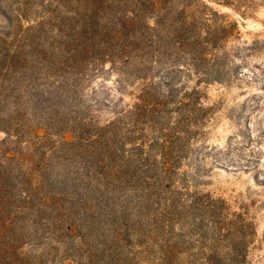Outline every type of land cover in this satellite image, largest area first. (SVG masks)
Instances as JSON below:
<instances>
[{
    "label": "trees",
    "instance_id": "16d2710c",
    "mask_svg": "<svg viewBox=\"0 0 264 264\" xmlns=\"http://www.w3.org/2000/svg\"><path fill=\"white\" fill-rule=\"evenodd\" d=\"M236 33L205 0H0V264H245L249 217L200 189ZM237 145L210 165L255 169Z\"/></svg>",
    "mask_w": 264,
    "mask_h": 264
},
{
    "label": "rangeland",
    "instance_id": "374dc122",
    "mask_svg": "<svg viewBox=\"0 0 264 264\" xmlns=\"http://www.w3.org/2000/svg\"><path fill=\"white\" fill-rule=\"evenodd\" d=\"M205 1L234 24L237 33L231 41L233 49L248 55L240 67L246 74L244 79L234 83L199 85L204 104L213 113L205 140L199 144L202 152H209L205 168L201 170L204 176L200 180V189L224 198L232 210L241 209L246 213L252 229L247 236L245 264H264V136L257 143L239 136L243 124L249 125L252 130L260 126L264 133V0ZM106 74L108 84L116 87L114 73ZM189 84L194 85L193 81ZM131 88L127 87L124 93H116L115 96H122L124 102H128ZM108 115L104 113L103 117ZM235 145L246 157L251 148H260L259 153L252 154L255 169L213 168L210 165V157L215 155V150ZM24 250L38 254L40 248L30 244Z\"/></svg>",
    "mask_w": 264,
    "mask_h": 264
}]
</instances>
